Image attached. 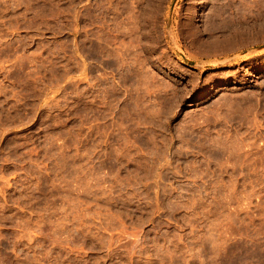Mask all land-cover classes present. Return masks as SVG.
I'll use <instances>...</instances> for the list:
<instances>
[{"label": "rangeland", "instance_id": "1", "mask_svg": "<svg viewBox=\"0 0 264 264\" xmlns=\"http://www.w3.org/2000/svg\"><path fill=\"white\" fill-rule=\"evenodd\" d=\"M218 1L0 0V264H264V0Z\"/></svg>", "mask_w": 264, "mask_h": 264}, {"label": "bare ground", "instance_id": "2", "mask_svg": "<svg viewBox=\"0 0 264 264\" xmlns=\"http://www.w3.org/2000/svg\"><path fill=\"white\" fill-rule=\"evenodd\" d=\"M146 1V0H145ZM153 1V0H152ZM213 1V0H212ZM218 1V0H217ZM220 1V0H219ZM218 1V2H219ZM221 1H223V0H221ZM230 1V0H229ZM120 2H123V1H120ZM240 2H242L241 0H240ZM200 3V2H199ZM217 3V2H216ZM229 3H231V2H229ZM234 3V2H233ZM232 3V4H233ZM122 4V3H121ZM211 4V3H210ZM241 5H242V3H240ZM239 3H236L235 4V7L233 8V10L230 8V7H228L225 3L223 4V3H221L219 6H216V9H217V15H219L220 17H222L223 18V20H228L227 18V16H226V14H228V16L229 15H232V14H234L235 12L237 13V16L239 15V12L241 11V5H240ZM226 5V6H225ZM231 5V4H230ZM214 6V5H213ZM115 7V6H114ZM100 8V7H99ZM116 8H117V6H116ZM97 9V8H96ZM233 11V12H232ZM242 14V13H241ZM119 15V14H118ZM215 15H216V13H215ZM216 15V16H217ZM236 15V14H235ZM233 16V15H232ZM117 18H118V16H117ZM239 18V17H238ZM241 18V17H240ZM229 21V20H228ZM223 23H225L224 21H222ZM210 23V22H209ZM219 23H221V22H219ZM219 23H216V24H219ZM226 23H227V21H226ZM222 24L221 23V25H219V26H221V27H216V29H221L222 28V25H227V24H229V22L227 23V24ZM236 23V22H235ZM213 24V23H212ZM214 25H215V23H214ZM213 25V26H214ZM235 24H233V26H234ZM210 26V25H209ZM212 26V25H211ZM216 26V25H215ZM228 26V25H227ZM230 26V25H229ZM212 28V27H211ZM210 28V29H211ZM224 28V27H223ZM229 28L230 27H228V30H229ZM231 28H232V25H231ZM230 28V29H231ZM225 29L226 28H224L223 29V31H225ZM241 29V28H240ZM196 30V29H195ZM211 30H214L215 31V27H214V29L212 28ZM228 30H227V32H228ZM236 30H239L238 29V26H237V29ZM222 31V30H221ZM195 32V31H194ZM216 32V31H215ZM214 33V32H213ZM226 33V32H225ZM232 33V32H231ZM239 33V32H238ZM237 33V34H238ZM222 34H224V33H222ZM230 34V33H229ZM173 36V35H172ZM221 36V35H220ZM226 37V36H225ZM173 39V38H172ZM198 40V39H197ZM201 40V39H200ZM223 63V62H222Z\"/></svg>", "mask_w": 264, "mask_h": 264}]
</instances>
